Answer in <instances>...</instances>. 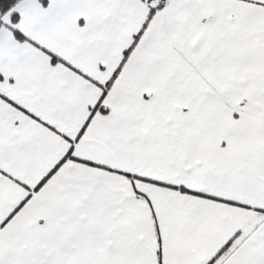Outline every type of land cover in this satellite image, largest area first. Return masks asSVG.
Wrapping results in <instances>:
<instances>
[{"label":"snow or ice","instance_id":"snow-or-ice-1","mask_svg":"<svg viewBox=\"0 0 264 264\" xmlns=\"http://www.w3.org/2000/svg\"><path fill=\"white\" fill-rule=\"evenodd\" d=\"M0 264H264V0H0Z\"/></svg>","mask_w":264,"mask_h":264}]
</instances>
